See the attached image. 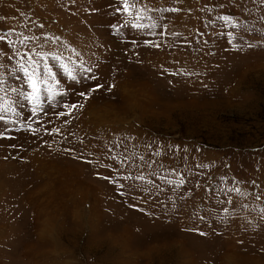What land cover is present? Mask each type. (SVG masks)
Listing matches in <instances>:
<instances>
[{
	"label": "rangeland",
	"instance_id": "obj_1",
	"mask_svg": "<svg viewBox=\"0 0 264 264\" xmlns=\"http://www.w3.org/2000/svg\"><path fill=\"white\" fill-rule=\"evenodd\" d=\"M127 2L0 0V264H264V0Z\"/></svg>",
	"mask_w": 264,
	"mask_h": 264
},
{
	"label": "snow or ice",
	"instance_id": "obj_2",
	"mask_svg": "<svg viewBox=\"0 0 264 264\" xmlns=\"http://www.w3.org/2000/svg\"><path fill=\"white\" fill-rule=\"evenodd\" d=\"M124 10L125 11H128V2L127 0H124ZM168 11H172V12H175L177 11V9H169ZM221 19H224V20H227L228 18L227 17H221ZM134 27H141L140 25H134ZM0 40H3V37H0ZM2 66V65H0ZM25 75L28 77V80H29V83H30V86L32 87L33 89V96L35 95L36 91H38L37 89V85H36V78L29 74L28 73V70L25 68L23 69ZM45 74H50V71L47 70V67L45 66ZM101 87L100 85L97 86V88ZM93 91H95V89H93ZM81 95H85L84 93H81ZM71 107L75 108L76 105H72Z\"/></svg>",
	"mask_w": 264,
	"mask_h": 264
}]
</instances>
